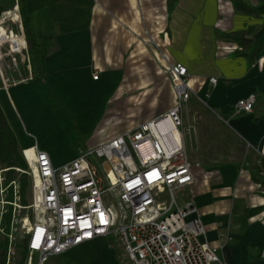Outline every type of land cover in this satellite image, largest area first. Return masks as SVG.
Listing matches in <instances>:
<instances>
[{
    "label": "crops",
    "instance_id": "1",
    "mask_svg": "<svg viewBox=\"0 0 264 264\" xmlns=\"http://www.w3.org/2000/svg\"><path fill=\"white\" fill-rule=\"evenodd\" d=\"M18 2L31 28L37 22V40L25 32L26 65L2 62L0 104L21 147L38 146L63 166L74 145H99L156 118L175 104L167 70L180 62L198 127L187 201L224 264H264V0ZM251 96L253 111L237 113ZM126 113L140 119L122 123Z\"/></svg>",
    "mask_w": 264,
    "mask_h": 264
},
{
    "label": "built area",
    "instance_id": "2",
    "mask_svg": "<svg viewBox=\"0 0 264 264\" xmlns=\"http://www.w3.org/2000/svg\"><path fill=\"white\" fill-rule=\"evenodd\" d=\"M13 2L0 5L1 76L5 59L13 69L30 60L19 2V19L6 10ZM167 72L175 104L156 118L93 149H79L63 166L38 146L22 149L32 177L28 207L34 219L26 232L30 259L36 254L45 264L113 236L132 264H224L218 249L205 240L207 228L198 208L187 200L180 205L176 198V192L186 197L195 180L183 121L193 90L184 64L176 62ZM209 81L214 86L218 80ZM255 102L254 96L240 99L235 111L252 112ZM0 230L4 232L2 216ZM13 234L12 224L9 252ZM8 261L12 264L11 253Z\"/></svg>",
    "mask_w": 264,
    "mask_h": 264
},
{
    "label": "rangeland",
    "instance_id": "3",
    "mask_svg": "<svg viewBox=\"0 0 264 264\" xmlns=\"http://www.w3.org/2000/svg\"><path fill=\"white\" fill-rule=\"evenodd\" d=\"M8 2L9 0H3L1 1L0 5L6 4ZM16 4H18V0H15L13 2V5L9 7L12 10L18 12ZM15 18L18 17L16 16ZM31 29L33 30L34 39L37 40L36 21H33ZM39 42H41L40 39ZM206 95L208 96L209 93H207ZM193 104L194 98L183 107L184 128L187 131H185L186 142L191 161H195L196 152H194V148H196L198 144V127L197 120L193 121ZM2 106L4 105L2 104ZM198 106L200 109L204 108L205 110H208V107L201 102H198ZM119 117L122 118V123L127 122L128 125H130V122L131 125H133L135 123V120L140 119L136 115H128L127 113L121 114ZM188 119H190L191 121H189ZM224 125L227 127V124L224 123ZM12 127L17 134V131L15 130L13 125ZM115 134L116 133L110 134L109 138L113 137ZM80 146L82 149L88 150L97 147L98 144L88 145L86 143H83L82 141L80 143ZM73 148L77 152L79 151L77 150L76 145H74ZM28 170H23L17 167L11 170V168H7L6 165L0 162V216L4 218V215L10 209L9 207L12 206V220L14 222L12 223L14 229V234L12 237V250H10L11 252H9V255L11 253L10 263L12 264H19V262L22 260V249L24 243L27 241L26 232L30 222H32L34 219V213L32 209L28 207L31 202V187L26 194L20 188L21 176L24 173H26L32 180V177L28 174ZM186 195L187 196L184 197L180 192H176V198L180 205L184 204L186 200H188V191H186ZM3 234L4 232L0 230V239L4 238ZM102 244L103 245L95 242L91 244V246L87 245L88 247H82L83 249L81 251H76L72 254L66 253L65 255L51 257L45 264H132V262L128 259V256L126 255L123 248L120 246L115 237L111 236L108 239H105ZM109 250H111L110 253L106 254V251ZM27 264H40L38 255H33L32 259H30V256L28 255Z\"/></svg>",
    "mask_w": 264,
    "mask_h": 264
},
{
    "label": "trees",
    "instance_id": "4",
    "mask_svg": "<svg viewBox=\"0 0 264 264\" xmlns=\"http://www.w3.org/2000/svg\"><path fill=\"white\" fill-rule=\"evenodd\" d=\"M3 1V0H2ZM10 1V0H9ZM174 2L176 0H173ZM1 9V6H0ZM7 11H13L15 17L18 16V12L12 10L9 6L6 8ZM21 16L23 18V24L25 27V32L27 35H31V22L32 14L28 11L26 4H23L21 9ZM22 147L19 138L14 131L4 107L0 104V162L6 165L7 168H21L23 170H28L29 166L25 160ZM32 185L31 178L24 173L21 176L20 188L26 194ZM9 211L4 215L3 225H4V238L0 239V264L8 263L9 249H10V233L12 232V206L9 207ZM28 249L27 241L24 243L22 249V260L19 264H27L28 259Z\"/></svg>",
    "mask_w": 264,
    "mask_h": 264
}]
</instances>
